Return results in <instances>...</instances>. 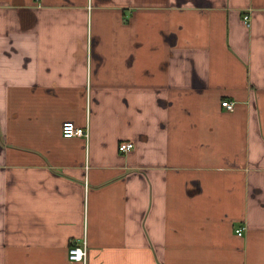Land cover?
Here are the masks:
<instances>
[{
    "label": "crops",
    "instance_id": "crops-1",
    "mask_svg": "<svg viewBox=\"0 0 264 264\" xmlns=\"http://www.w3.org/2000/svg\"><path fill=\"white\" fill-rule=\"evenodd\" d=\"M0 264H264V0H0Z\"/></svg>",
    "mask_w": 264,
    "mask_h": 264
},
{
    "label": "built area",
    "instance_id": "built-area-1",
    "mask_svg": "<svg viewBox=\"0 0 264 264\" xmlns=\"http://www.w3.org/2000/svg\"><path fill=\"white\" fill-rule=\"evenodd\" d=\"M247 15H244V19L247 22ZM221 106L224 107L226 110L233 109V102L228 100H222ZM87 135L86 131L81 127H65L62 129V136L64 137H72V136H85ZM133 148V143L131 142H124L118 145V149L120 151L126 152ZM236 234L241 236L243 233V228H238L235 230ZM87 257V247L85 243L83 245H71L68 248V259L71 261H80L84 262Z\"/></svg>",
    "mask_w": 264,
    "mask_h": 264
}]
</instances>
